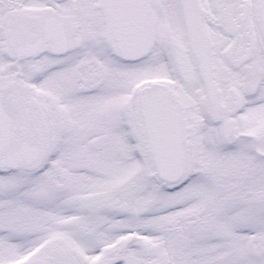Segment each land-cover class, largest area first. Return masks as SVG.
I'll list each match as a JSON object with an SVG mask.
<instances>
[{"label": "snow or ice", "instance_id": "1", "mask_svg": "<svg viewBox=\"0 0 264 264\" xmlns=\"http://www.w3.org/2000/svg\"><path fill=\"white\" fill-rule=\"evenodd\" d=\"M0 264H264V0H0Z\"/></svg>", "mask_w": 264, "mask_h": 264}]
</instances>
